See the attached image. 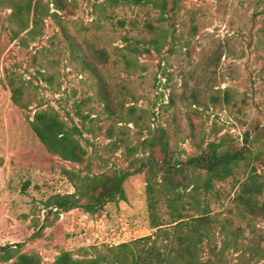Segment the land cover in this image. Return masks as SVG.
<instances>
[{
	"label": "rangeland",
	"instance_id": "obj_1",
	"mask_svg": "<svg viewBox=\"0 0 264 264\" xmlns=\"http://www.w3.org/2000/svg\"><path fill=\"white\" fill-rule=\"evenodd\" d=\"M56 1L41 0L37 12L33 8L32 34L19 31L11 9L0 5V245L22 243L23 251L39 253L46 263L64 250L77 255L93 245L154 232L146 195L153 171L130 176L127 200L110 202L96 214L45 210L50 196L75 190L62 169L84 166L47 151L28 112L13 102L9 76L38 103L54 106L75 123L83 125L77 111L89 116L81 140L94 171L126 167L133 158L152 162L153 170L164 165L159 147L151 154L142 145L161 128L173 165L185 164L225 133L240 143L246 133L264 141V0H180L171 24L161 22L151 6ZM150 25L165 35V45L160 52H131L125 38H152L157 34ZM65 31L82 47L107 52V62L98 66L115 113L100 101L96 78L80 72ZM248 173L242 165L216 183L211 212L229 228L241 227L244 243L264 246V218L244 215L234 199ZM162 212L166 215L164 205Z\"/></svg>",
	"mask_w": 264,
	"mask_h": 264
},
{
	"label": "trees",
	"instance_id": "obj_2",
	"mask_svg": "<svg viewBox=\"0 0 264 264\" xmlns=\"http://www.w3.org/2000/svg\"><path fill=\"white\" fill-rule=\"evenodd\" d=\"M41 0H0V5L11 9L19 31L29 30V15L37 12ZM111 6L130 4L151 6L160 12V21L171 24L180 8V0H105ZM56 2L60 3V0ZM35 15L34 22L39 24ZM154 27L157 34L158 28ZM167 31L168 30H165ZM72 57L80 65V72H88L96 78L97 94L109 112L116 106L107 88V82L99 64L107 62L104 49L84 48L67 31L64 32ZM166 38L161 32L150 39L126 37L125 41L135 54L160 52ZM165 43V42H164ZM40 74L45 79L44 72ZM49 80V79H48ZM13 102L27 111L30 125L49 153L62 160L84 166L79 169L64 167L62 172L74 187V192L54 194L44 202V209L58 213L81 209L96 214L108 203L126 201L125 183L128 178L146 169L153 171L146 185L148 216L154 232L116 245H93L83 248L79 254L64 250L46 263L37 252L23 251L22 243L0 245V264H261L264 262V246L254 240L244 243L241 227L231 229L227 223L212 215L210 196L217 182L233 176L240 166L249 167V173L239 182L235 195L236 206L244 215L264 218V141L259 136L246 133L242 143L230 134H222L210 141L196 156L185 164H171L166 156L169 143L165 129H159L151 138L142 142L143 149L154 154L159 147L165 155V164L153 170L152 162L130 159L126 167L94 171L88 160V150L81 138L87 128V114L77 111L82 124L75 123L54 106L38 103L31 92H26L16 79L9 76ZM1 165V162H0ZM178 165H181L178 168ZM166 207V215L162 212Z\"/></svg>",
	"mask_w": 264,
	"mask_h": 264
}]
</instances>
